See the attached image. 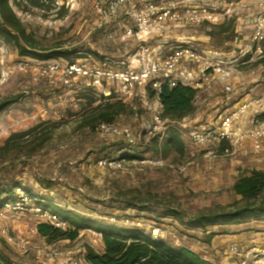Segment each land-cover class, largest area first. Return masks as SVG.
<instances>
[{
    "label": "rangeland",
    "instance_id": "1",
    "mask_svg": "<svg viewBox=\"0 0 264 264\" xmlns=\"http://www.w3.org/2000/svg\"><path fill=\"white\" fill-rule=\"evenodd\" d=\"M116 1L40 0L43 4L40 8L33 5V0H11L17 16L43 47L50 51L77 49L79 52L71 54L69 59L39 61L19 56L13 44L5 43L0 38V101L11 96H21L18 103L12 104L0 114V146L12 133L37 125H40L37 134L52 132V138L35 155L13 157L12 163L10 159L0 163L2 186L6 187L9 182H13L39 198H45L53 206L72 210L106 224L119 222L122 227L151 235L153 228L159 227L165 231L162 238L171 245L189 246L199 241L212 245L214 242L207 240L203 229L189 228L167 212L174 209L187 220L188 216L200 211L237 200L239 196L234 193L232 186L242 173L249 170L246 168L241 172L242 162H246L249 167H264V142L260 151H248V155L239 150L235 154L226 155L225 149L230 148L226 142L203 146L194 144L189 138L190 131L217 125L219 116L226 109L222 103L212 107L205 102L197 105V112L213 113L212 120L205 121V118L199 117L191 121L186 118L177 126L184 141L183 151L175 148L162 150L163 144L158 154L152 145L153 141L148 145L131 148L120 137L104 136L78 128L82 105L86 102L83 95L87 96V86L83 81L73 83V86L66 85L60 79L59 72H52L51 66L53 62L64 64L89 56L91 61H107L119 66L121 62L127 63L143 47L152 49L162 45L164 53L188 41L202 47L204 44L211 45L226 53H238L250 43L248 39L243 41V36L236 31L241 22L239 18L246 20L248 14L253 18L263 13L264 0H128L126 6L112 16L109 9ZM203 2L211 4L213 8L217 6L218 12H224L225 2L239 4L240 8L232 10L231 17L226 21L234 20L228 32L212 31L207 26L181 29L167 26L141 40L126 35V27H134L139 14L154 20V12L161 8L168 7L183 13L191 4ZM151 6L155 9H151ZM190 36H195V40ZM230 36L232 39H229ZM239 68L250 70L254 67L249 63ZM245 87L250 92V85ZM258 95H264V79ZM122 101L129 104L134 113L122 114L117 123L134 130L142 129L149 122V117L141 102L129 99ZM202 104L206 106L202 108ZM217 109V112H213ZM245 145L247 150L254 148L252 142ZM251 154L255 156L254 160L243 161ZM127 155L140 161L162 156L166 164H133L127 161L125 170L102 169L98 165L101 159H117ZM139 193L146 198L145 209L128 208L127 199ZM32 207L37 205L29 206ZM3 220L0 230L6 228L8 236L14 239L28 236L32 241L33 248L23 253L5 239L16 264H66L63 258L49 260L38 254V251H49L50 248L69 252L74 260L87 264L83 259L87 247L91 246L99 252L104 249L99 234L93 230H82L75 241L48 243L40 234L31 233L38 222L34 211L29 210L21 215L10 212ZM235 226L238 227L232 230L248 228L250 234L264 232V218H249ZM229 228L209 227L208 231L215 230L219 235H224L232 231ZM0 237L5 238L1 234ZM254 240L253 236H249L245 241L232 243L238 245L240 250L248 251L260 244ZM230 244L218 245V250L224 258L233 257L235 260L236 256L228 253ZM256 252L264 256L261 250L257 249Z\"/></svg>",
    "mask_w": 264,
    "mask_h": 264
},
{
    "label": "built area",
    "instance_id": "2",
    "mask_svg": "<svg viewBox=\"0 0 264 264\" xmlns=\"http://www.w3.org/2000/svg\"><path fill=\"white\" fill-rule=\"evenodd\" d=\"M127 1L114 2L110 6L109 14L117 15L126 6ZM224 5V12H218L217 6L213 8L207 2L191 4L183 13L164 7L154 12V20L139 14L135 26L126 27V35L141 40L150 37L155 31L166 29L167 26H173L176 29L207 26L211 30L212 27L226 22L231 17L232 10L236 11L240 8L239 4L234 2H225ZM151 9L155 8L151 6ZM253 24L254 33L250 43L242 47L238 53L236 51L226 53L211 45L204 44L202 47L196 42L188 41L164 53H162V45L152 49L143 47L133 54L127 63L121 62L119 66L107 61H91L89 56L64 64L53 62L51 70L53 73L59 72L60 79L68 86L83 81L87 87L94 88L99 94L106 96L114 94L120 100H139L149 117V122L142 129L134 130L118 123H102L98 127L99 134L120 137L130 147L135 148L148 143L154 137L163 140L170 128H177L179 124L181 125L180 121H172L164 116V107L160 100L164 83H168L170 87L178 84L189 86L198 93L220 85L231 92L233 89L231 80L236 69L243 64L257 62L264 58V12L253 16ZM245 57L249 58L245 60ZM151 91L155 94L151 95ZM189 138L197 146L226 142L230 146L225 149L226 155L235 154L237 150L243 154L248 153L249 150L245 145L247 142H252L254 152L260 151L263 148L262 142H264V95L240 103L232 110L221 114L215 126L203 130H191ZM127 161L133 164L138 162L166 164L165 159L160 156L141 161L106 158L99 160L98 165L102 169L125 170ZM31 204H36L35 200L23 188H17L14 199L0 208V225L4 222L3 219L7 213L13 212L21 215L30 210L38 216V222L31 231L34 235L39 234L38 225L43 222L62 230L69 228V222L58 214L44 210L38 205L29 208ZM0 231L4 239L18 251L27 253L33 248L28 236L14 239L8 236L6 228ZM98 234L102 240V235ZM164 234L165 231L159 227L152 230V236L155 238H162ZM256 251L257 248L242 251L234 243L228 247V253L239 258L237 264H264V256ZM38 252L40 256L49 260L63 258L66 264H82L81 260H74L69 252L51 248L49 251L40 250ZM83 259L88 264L85 256Z\"/></svg>",
    "mask_w": 264,
    "mask_h": 264
},
{
    "label": "trees",
    "instance_id": "3",
    "mask_svg": "<svg viewBox=\"0 0 264 264\" xmlns=\"http://www.w3.org/2000/svg\"><path fill=\"white\" fill-rule=\"evenodd\" d=\"M16 4L20 5L17 2ZM33 5L43 7L40 0H33ZM233 23L234 20L224 22L212 27L211 30L226 33ZM0 38L5 43L13 44L19 56L39 61L58 58L69 59L71 54L79 52L77 49L50 51L43 47L37 37L28 31L27 26L17 16L11 0H0ZM229 39L232 37L230 36ZM258 63L264 64V58ZM85 89H87V96L83 95V99L86 102L82 105L78 128H83L89 132H98L100 124L117 123L122 114L134 113L129 104L116 98L114 94L106 96L99 94L92 87ZM197 93V90L189 86L178 84L170 87L168 83H164L160 93L164 116L172 121H181L192 115L196 110ZM154 94V91H151V95ZM20 99L21 96L16 95L1 100L0 114L12 104L18 103ZM39 130L40 125H37L25 131L12 133L0 146V163L6 162L8 159L12 163L13 157L35 155L43 147V144L52 138V132L37 134ZM151 142L158 154L161 152L159 147L163 144L162 150L171 148L184 150V141L177 128H170L163 140L154 137L142 145H148ZM161 142L163 143L161 144ZM118 159L134 160L135 157L132 158V156L127 155ZM17 188H23L35 200L36 205L58 214L69 222L67 230L56 228L49 223H40L38 232L48 243L62 240L75 241L79 238L82 230H93L102 235L104 245L102 252L91 246L86 249L85 258L88 264H218L206 259L187 245H171L164 238H155L151 234L122 227L119 222L113 221L114 223L106 224V222H100L94 218H86L72 210L51 205L45 198H39L21 185L9 182L4 187L1 179L0 208L14 199ZM232 190L239 198L228 205H219L200 211L188 216L187 220L180 217V214L174 209L169 210L167 214L180 219L181 223L189 228L203 229L208 241H211L218 234L215 231L209 232V227L231 226L241 224L249 218H264V169L253 168L242 173L234 182ZM145 203L146 198L140 193L126 201L128 208L141 211L145 209ZM0 264H16L11 256L10 246L2 237H0Z\"/></svg>",
    "mask_w": 264,
    "mask_h": 264
},
{
    "label": "crops",
    "instance_id": "4",
    "mask_svg": "<svg viewBox=\"0 0 264 264\" xmlns=\"http://www.w3.org/2000/svg\"><path fill=\"white\" fill-rule=\"evenodd\" d=\"M248 14L247 19L246 20H242V17L239 18L241 20L240 25H238L236 31L240 33V35L243 36L244 40L246 41L247 39L251 41L253 33H254V24H253V18H250ZM191 39L195 40V36L191 37ZM179 39V36H178ZM198 39V38H197ZM196 39V40H197ZM240 46V44H239ZM241 46H243L241 44ZM249 57H245V60L248 59ZM244 59V58H243ZM245 65V64H243ZM251 66L254 68H251L250 70H244L241 68L236 69V71L234 72V76L232 78V91H227L225 89V87L222 86H214L213 88L209 89V90H204L201 91L197 94V98L195 101V106H196V110L195 112L186 117L189 118L191 121H193L194 118H199L202 117V119L205 118V121H210L214 118V114L213 113H208V111H203L197 112V105L201 104V103H205L208 102L209 105H212V107H216L218 103H222V107H225L226 109H224V111L221 113H226L230 110H232L236 105L252 100L253 98H259L261 96L258 95L259 93V86L261 84V81H263L264 79V64L262 63H251ZM245 85H250V92H247L245 90ZM243 91V93H242ZM233 96V98H231ZM263 96V95H262ZM233 103V104H232ZM205 104H202L201 107L203 108ZM206 106V105H205ZM217 110L213 111V112H217ZM250 152L253 151V149L249 150ZM249 154V153H248ZM247 153L244 155H248ZM255 156L251 154V156H249V158L247 157L246 159H242L243 161H247L249 159L254 160ZM241 160V161H242ZM242 167H241V172H244L247 169L251 170L254 167H249L248 164H246V162H242ZM259 163V162H258ZM260 164L262 165L263 163L260 162ZM256 166V165H255ZM255 168L257 169H264V167L262 166H256ZM248 170V171H249ZM227 228L230 227L229 229H234L233 227H238L235 225H231V226H226ZM213 228H218V226H214ZM248 228L246 229H239V231L237 230H232L230 232H228L227 234L224 235H215V237H213L212 241L214 242L212 245L208 242V243H201L200 241L198 243L193 242V244L190 243L189 247L194 250L195 252L201 254L202 256H204L206 259L212 260L217 262L218 264H237L239 258L238 257H234L235 260H233V257H223L221 255L220 250H218V245L219 243H222V245L228 244V243H232V242H236L237 240L240 241H245L249 236H253L255 238L254 242L256 241L257 243H260L258 245H256V247H258L257 249L261 250L262 253L264 252V232H258V233H254V234H250L251 231H247ZM215 231V230H213ZM229 231V230H228ZM211 232V231H209ZM193 239V238H191ZM219 242V243H218ZM188 246V245H187ZM220 246V245H219ZM220 246V247H221ZM248 247V246H247ZM255 247V248H256Z\"/></svg>",
    "mask_w": 264,
    "mask_h": 264
}]
</instances>
